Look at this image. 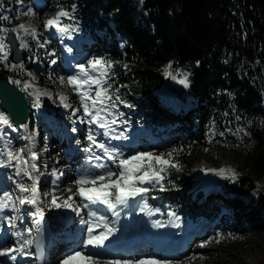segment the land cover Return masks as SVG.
<instances>
[{
    "label": "trees",
    "instance_id": "obj_1",
    "mask_svg": "<svg viewBox=\"0 0 264 264\" xmlns=\"http://www.w3.org/2000/svg\"><path fill=\"white\" fill-rule=\"evenodd\" d=\"M72 1L82 31L95 35L97 29L106 28L110 33L105 43L97 40L93 55L116 61L113 89L132 105H120L125 120L169 135L162 149L153 144L150 149L166 152L174 145H184L173 157L181 167H172L165 174L174 185L151 189L149 203L161 210L171 207L184 219L218 217L221 233L264 235V0H143L142 4L140 0ZM16 3L0 0V16L7 13L10 17L3 21L7 27H12L29 6L39 14L46 10L32 0H23L18 14ZM107 20H112L114 27ZM122 41L120 53L118 44ZM22 60L25 68L31 66L25 55ZM165 65L175 75L181 74L177 69L191 74L190 87L178 88L175 93L180 100L192 103L184 112L160 106V89L171 77L164 75ZM60 71L43 73L39 80L51 85ZM9 76L23 80L26 74L0 66V77L9 81ZM225 88L234 95L217 91ZM213 120L216 134L209 141L208 128ZM237 124L245 126L251 135L241 133L238 140L227 131ZM221 131L224 136L219 135ZM215 142L231 149L229 169L236 171L237 178L220 176L214 187L198 191L199 199H191L179 191L191 183L189 156L195 147H212ZM237 148L245 153L242 164L233 158ZM153 192L160 201L152 199Z\"/></svg>",
    "mask_w": 264,
    "mask_h": 264
},
{
    "label": "snow or ice",
    "instance_id": "obj_2",
    "mask_svg": "<svg viewBox=\"0 0 264 264\" xmlns=\"http://www.w3.org/2000/svg\"><path fill=\"white\" fill-rule=\"evenodd\" d=\"M17 4H23V0H16ZM141 4L143 0H140ZM58 10L54 15L47 17L43 21V28L45 30L54 29L62 37L71 38L74 33L81 31V26L76 22L75 8L76 4H72L70 8L63 5H58ZM19 14L20 9H17ZM28 15L35 16L36 13L33 7L26 8ZM10 17L5 13L0 16V66L14 70L17 72H26L31 80H35V76L27 68H25L23 60L12 59L14 50L30 49L32 46L29 44V38L36 41L38 47H43L48 43L47 38L43 41L37 28L27 26L21 22L13 27H7L3 21L9 20ZM68 21H72L69 23ZM18 42V45H17ZM125 42L122 41L121 46ZM68 52H72V48L67 44L64 45ZM55 52V49H52ZM47 55V53H46ZM39 59L38 57H31ZM227 62V61H225ZM50 63L55 64V57L50 58ZM116 61L108 58L106 55H92L84 62L75 64V71L73 74L56 77L61 85L67 84L73 93L78 94V104L74 105L70 102L69 95L64 91H57L53 93L49 90H41L35 83H30L28 80H19L13 76L8 79L11 83L17 86L22 85V90L28 91L31 87L30 95L34 97L32 106L39 108L41 106V97L48 96L53 99L59 100V104L68 110L70 119L73 121L71 131L77 133L80 129L76 125L79 121L80 125H88L89 127L84 133L83 151L85 153L84 160L86 166H81L77 170L75 179L70 181L63 191H59L53 187L51 192H44V197L50 199L47 203L48 208H67L72 209L75 213L80 214L84 212L85 218H81L80 223L85 226L84 230L86 235L83 237V245L93 248H100L105 244V241L117 232L116 221L119 220L121 210L118 206L129 207L133 200L136 198L139 201L138 210L145 212L151 217L153 212H160L158 207H152L148 201V194L151 189L159 188L164 190L166 183L174 185V181L167 179L166 173L170 168L174 167L179 169L181 164L173 157L184 149V145L172 146L166 152H157L156 149L147 151L131 150L127 154L124 149L127 145L113 146L109 145L105 139H99L101 135L111 139H127L125 130H120L117 125L124 124L128 128L131 123L125 119L124 113L116 111L119 105L124 104L131 107V103L125 99H121L118 95V90L113 89L112 76L116 73L113 71ZM172 62L169 61V65ZM200 61L197 60L196 64ZM259 63V60H257ZM127 68V64L124 65ZM180 75L173 74L168 65L164 66V75L171 76L173 80H177L185 88H189L192 81L190 80V73L185 70L177 69ZM51 78V74L50 77ZM55 83L56 81H52ZM233 96L228 89L217 90ZM115 101V102H114ZM235 112V108L232 109ZM119 117V118H118ZM237 120L241 117L237 116ZM212 127L208 128L211 133L207 136L209 141H212L215 132V121L210 122ZM252 123L251 120L248 121ZM93 125L98 126L96 128ZM4 126L10 128L15 127L12 118L8 113L0 111V136H4L2 131ZM20 128H27L26 124L19 125ZM237 136L238 140L242 139L241 133L245 136H250L251 132L243 125L237 124L233 130L227 129ZM37 134L33 130V135L26 137L29 141H33V136ZM224 136V132L219 133ZM76 143L81 144L80 136L75 137ZM99 149L98 154L95 150ZM190 151V146L189 149ZM207 151V149H205ZM38 152L28 145H21L16 147L11 145L9 140H5V146L0 149V166H11L16 176L20 180L16 182L15 187L19 192L11 190H0V213L5 209H12L11 215H4L3 220L7 221L11 226L12 236L16 237V241L10 246H0V257H8L10 260H16V252L22 253L24 256L33 255L38 260H43L44 257V244L40 239L39 233L41 225L45 218V209L41 206V192L38 185L40 175L38 172L39 164L37 163ZM15 162V163H13ZM113 165L115 167H113ZM204 172H215L221 176L230 175L231 179L237 178V173L234 169L226 168H203ZM56 179L52 183L55 185L58 182V177L63 175L62 172L53 169ZM27 177L28 181L23 180ZM147 185V186H145ZM155 195V193H152ZM75 197V199H74ZM33 205L34 211L28 212V216L32 218V224L35 227L27 226L17 228L14 223L16 220H23L24 214L20 211L21 205ZM104 205L111 211L114 221H110L106 215H102L99 209L95 206ZM26 211V210H25ZM167 214L169 217H174L175 212L171 207H168ZM153 227L161 228L164 226L161 220H152ZM99 229V231H97ZM2 230V226H0ZM35 233V237H34ZM27 234V235H25ZM223 233H217L215 236L216 242L224 238ZM227 237L235 240L240 236L239 233L228 232ZM213 237H208L206 240H201V246L207 245L212 241ZM35 246V251H27L30 246ZM193 258L196 256L203 257L202 253L192 254ZM185 260H191L185 257ZM58 264H182L180 260L159 258L155 255H139L138 257H106L97 252H86L83 248H76L68 251L58 260Z\"/></svg>",
    "mask_w": 264,
    "mask_h": 264
},
{
    "label": "rangeland",
    "instance_id": "obj_3",
    "mask_svg": "<svg viewBox=\"0 0 264 264\" xmlns=\"http://www.w3.org/2000/svg\"><path fill=\"white\" fill-rule=\"evenodd\" d=\"M66 2L67 1L50 0L49 7L52 9L45 10L44 12L40 14L36 13L35 16L25 14L26 11H22L20 12L18 20L12 22V27L21 22L25 23L27 26L35 27L37 28L39 34H43L44 36L46 35L49 45L55 46L54 39H52V37H49L48 35V33L50 32L52 33L53 31L49 29L43 32V21L47 17L54 15L55 10L53 9L57 8L56 4L64 5L66 4ZM69 2H72L71 4H73L72 0ZM18 7H22V6H18ZM26 20L28 21L27 23H26ZM86 32L88 31L81 30L79 32L74 33L75 38L80 39V37L78 36H81V34L86 33ZM100 33L101 32L98 31V34ZM91 47L92 45L89 47V49ZM29 71L33 73L35 78L39 76L40 71L38 70L36 71L29 70ZM68 75H71V74L62 72L58 76H64L66 78ZM28 81H30V83H34V80H31V78H29ZM37 85L40 86V88H43V90H49L53 93H56L57 91H64L69 95L71 103H75L76 105L78 104V94L71 92L70 86H68L67 84L61 85L59 81L56 80V84H55L56 86L54 85L47 86L45 84H37ZM174 88L176 89L184 88V86L181 85L177 80H173L171 77H169L168 80L162 85L160 89L161 92L159 95V102L162 101L164 98L167 100L172 98L173 100L177 101V98L175 95L176 91H174ZM31 91L32 89L31 87H29L28 91H24V92L26 93L29 99L30 106H31V118H34L33 120L34 123L33 122L31 123L32 131L35 130V132L37 133L34 135L37 145L38 146L40 145L39 148L45 151L47 150L46 142H48L45 140L48 138V136H50L49 133L54 132L56 129H60V127L58 126V122L65 124L64 119H70V118H69L68 110L64 109L59 104V100L56 99L54 102V100L49 98L48 96L41 97V101H42L41 106L44 108L45 110L44 112L40 111L38 108H34L32 106V101L34 97L30 95ZM178 104H180V102ZM55 107H57L56 112L58 114L56 117H53V115L50 114V112ZM118 109H116V111H118ZM0 111H4V110L0 108ZM44 117L47 118L46 123L42 121L44 120ZM48 119H50L51 121H53L54 124H56L57 128L55 130L51 126H50V129H47V126L49 125ZM37 120L38 122L36 123ZM35 123L38 126L37 128L34 126ZM116 127L122 131L126 129V132H125L126 136H130V133L132 131L131 127L130 128H128L127 126L123 127L122 124L117 125ZM42 131H44L43 133L44 137L42 136V138H40ZM18 132H20L18 128H13L12 130H9L7 132L9 136H11L12 133L16 134L14 138H10V137L8 138L11 145H13L15 141L20 142V139L23 137L24 133L17 135ZM50 143L54 144V145L49 144L51 146V151H52L51 159L49 160L50 172L52 173L53 169H56L57 171L62 172L64 174V179L66 180L62 187V189H64L66 186L70 184V181L74 179L75 176L73 172L68 169L67 164L64 161L65 158H63V156L65 155H63L61 158V154H64L63 150L61 149L62 141L57 142V141L51 140ZM112 145L120 146L121 143L115 139ZM38 146L36 147L38 148ZM205 149H207V151ZM135 150L136 151H147V150H150V148L146 146V147L137 148ZM234 150H233L234 151L233 158L237 159L238 164H242L245 159V153L242 152L240 148H237ZM67 151H68V148H67ZM156 151L161 152L159 150H156ZM221 151L225 152L224 156L220 155ZM125 153L127 154L128 152H125ZM230 153L231 152H228V150H226L225 146L221 142L212 143V147H208V148L198 147L189 156L190 168L188 170V173L190 172V174H193L192 169L195 168L196 172L194 175L204 179L203 189H209L211 187H214L216 185V181L218 179L219 174L215 172H203L202 166L203 164L208 163L210 166L213 165L216 168L227 167V161L230 159L229 157ZM58 154L60 157L58 156ZM113 167L115 166L113 165ZM9 170L12 171V167ZM4 172H5L4 175L7 174L6 176H9L11 174L10 172H8V169L4 170ZM52 174L54 175V178H56L55 174L54 173ZM10 185L11 186L8 187V189L6 188V190L13 191L16 189V187L13 184H10ZM153 213H157V212H153ZM176 217H177V214H175L173 218H176ZM202 223H204V226L203 225L202 226L205 227L207 231L203 233L199 237V239H196V243L189 246V248L187 249L186 253L183 256L175 260H180L182 264H189V261L185 260V257L190 258L191 264H240L242 261H246V262L253 263V264L254 263L264 264V235L263 234L259 233V234H247L244 236L240 235L243 238L238 237L235 240H231L227 237L226 235L227 233H223L225 234L224 238L221 239L219 242H216L215 236L217 233H221V232L217 230L215 223H211V222L203 221V220H200L198 224H195L193 222H187L185 225V229L189 228V229H194L195 231L198 229L197 230V233H198L199 229L203 228V227H199V224H202ZM210 236L213 237L214 239L212 241H209L207 245L201 246L200 241L206 240ZM194 253H202L203 257L201 258L200 256H196L193 258L192 254ZM59 258H61V255H59V252H58L49 259L48 264H58Z\"/></svg>",
    "mask_w": 264,
    "mask_h": 264
},
{
    "label": "water",
    "instance_id": "obj_4",
    "mask_svg": "<svg viewBox=\"0 0 264 264\" xmlns=\"http://www.w3.org/2000/svg\"><path fill=\"white\" fill-rule=\"evenodd\" d=\"M22 55V50H14L12 59L20 60ZM0 107L10 114L15 124L25 122L29 115L28 103L24 93L14 84L1 77Z\"/></svg>",
    "mask_w": 264,
    "mask_h": 264
},
{
    "label": "bare ground",
    "instance_id": "obj_5",
    "mask_svg": "<svg viewBox=\"0 0 264 264\" xmlns=\"http://www.w3.org/2000/svg\"><path fill=\"white\" fill-rule=\"evenodd\" d=\"M40 88V87H39ZM41 90H43V88H40ZM30 121H25V122H22V123H20L19 125H21V124H26L28 127L26 128V129H28L29 128V126H30ZM48 123H49V125L53 128L54 126H56L54 123H53V121H51V120H49L48 121ZM19 125H17L18 127H19ZM19 129H25V128H20L19 127ZM57 131H61V129H59V130H57ZM54 134L56 133V131H54L53 132ZM64 139V141H65V138H63ZM29 141V140H28ZM45 141H48V138L45 140ZM127 142H128V140L126 141V144H127ZM1 143L2 142H0V145H1ZM14 146H16V147H19V146H21V145H23L22 143H19V142H14V144H13ZM30 145H34V147L35 146H38L37 145V142H36V140H35V137H33V141H30ZM40 146V145H39ZM39 146H38V148H39ZM56 147H57V145H56ZM3 148V147H2ZM34 150H36L37 152H38V150H37V148L36 149H34ZM63 158H65V156H63ZM13 163H15V162H13ZM10 166H8V165H5V167H4V169H3V171L4 170H7L8 168H9ZM5 173V172H4ZM4 173H1V171H0V176L1 175H4ZM6 178V180H7V186L9 185L10 186V184H13L12 183V180H14V177H13V173H11L9 176H6V175H4ZM75 179V178H74ZM8 186V187H9ZM63 187V185L61 186V188ZM14 192H19V190L18 189H16ZM7 210H10V211H13L12 209H7ZM53 211V213H52V215H51V217H52V219H54V221H56L57 222V219H56V217H57V215H58V212H57V209H53L52 210ZM197 231V230H196ZM188 237L189 238H194V239H196V235H195V230H193L192 232H190L189 234H188ZM57 246H55V249H54V252H57Z\"/></svg>",
    "mask_w": 264,
    "mask_h": 264
}]
</instances>
